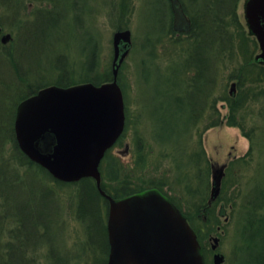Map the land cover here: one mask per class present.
<instances>
[{"label": "rangeland", "instance_id": "374dc122", "mask_svg": "<svg viewBox=\"0 0 264 264\" xmlns=\"http://www.w3.org/2000/svg\"><path fill=\"white\" fill-rule=\"evenodd\" d=\"M181 1L189 13L196 15L199 26L218 13L219 2L227 3L226 7L233 5V0ZM244 1L236 0L234 6L247 34L222 32L220 37L219 28L224 26L220 20L219 36L210 45L214 48L222 44L220 52L217 47L208 51L207 43L202 42L199 52L193 53L195 42L210 35L212 25L204 27L198 37L172 32L169 0H0V52L14 55L13 76L29 73L30 80L41 76L42 81L50 82L60 72L75 81L105 74L110 71L113 32L120 26L130 29L131 47L118 71L126 117L124 135L109 152L125 170L136 175L133 178L139 185H145L151 177L159 179L161 184L157 186L171 195L196 227L202 224L199 213L207 217L208 229L214 233H219L215 225L222 222V264H255L254 258L260 261V255L264 256L263 231L256 232L255 225L250 226V218L264 208L256 188L264 186V73L259 80H252L259 68L247 65L246 72H252L240 87L236 76H230L248 58L255 61L260 51L255 36L249 34ZM207 2L215 6L214 14L206 12ZM5 33H10V38L2 42ZM178 35L185 38L182 43L175 41ZM228 40L231 48L224 55L222 47ZM187 44L189 49L185 51L181 45ZM199 55L205 78H211L209 86L208 82L199 86L200 80H194L195 58ZM258 62L264 66V62ZM240 91L243 99L234 112L237 124L230 125L225 119L229 109L225 96L235 97ZM215 109L222 122L207 127ZM138 141L146 146V153L143 164L134 168ZM198 149L204 151L206 159L199 162L196 175L186 169L195 168L189 153ZM106 160L103 158V165ZM222 161L227 164L219 197L203 213L205 203L201 201H206L211 186L209 163ZM31 180L35 191H50L46 196L50 201L39 198L36 210L43 215L51 212L47 227L51 234L45 236L44 244H37L31 262L54 264L57 254L55 264H104L102 216L90 219V229H96L90 238L85 221L77 215L74 184L58 185L36 175ZM220 201L229 212L227 222L217 213ZM100 203L102 213L105 206ZM47 248L53 249L52 258Z\"/></svg>", "mask_w": 264, "mask_h": 264}, {"label": "water", "instance_id": "95a60500", "mask_svg": "<svg viewBox=\"0 0 264 264\" xmlns=\"http://www.w3.org/2000/svg\"><path fill=\"white\" fill-rule=\"evenodd\" d=\"M172 10L175 21L188 27L179 0L172 1ZM244 14L259 44L255 58L264 62V0H246ZM9 38L10 33L1 35L2 42ZM130 46V29L113 32L109 80L47 84L20 100L14 113L15 139L21 151L55 179H94L108 201L106 264H205L187 214L158 187L115 197L101 186L99 164L125 125L123 92L117 76ZM224 167L225 163H211L208 202L219 194ZM217 241L214 237L213 248ZM221 260L222 255L214 254L215 264Z\"/></svg>", "mask_w": 264, "mask_h": 264}, {"label": "trees", "instance_id": "16d2710c", "mask_svg": "<svg viewBox=\"0 0 264 264\" xmlns=\"http://www.w3.org/2000/svg\"><path fill=\"white\" fill-rule=\"evenodd\" d=\"M235 1L236 0H233V5L230 4L228 5V7L225 6V4L227 3L224 2V5H222V3L219 2L216 5V9L218 11V13L216 14H214L215 6L207 2V6L204 7L206 12L210 11L214 15L210 19L205 18L203 20V24L200 26L197 24V22L195 23L196 15H194L193 12L189 13L187 11V7L185 6V4H183L186 12L190 16L191 21L189 30L186 32L187 35L190 36L191 34H194L196 37H198V34L201 33V30L204 27L212 25L211 27H209L211 28L210 35L203 36L199 42H195L193 53L199 52L202 42L207 43L208 51L222 46V44L219 43L214 48L210 47L214 39L219 36L218 22L220 20L224 25L223 29L219 28L221 30L220 37L223 36L222 32H228L230 33L229 35L232 36L234 34H247L244 31L242 23L238 19L234 6ZM168 9L171 15V9L169 5ZM39 10L45 11L46 9ZM225 17L229 18L230 20H225ZM119 28L122 27L120 26ZM169 28L171 29V31H173V27L171 26L170 22ZM181 33L182 32H178V34ZM249 34L251 35L252 33L249 31ZM184 39L185 38L178 35L175 41L182 43ZM252 41L253 43H255L254 39H252ZM230 42L231 41L228 40L227 42H225L226 45H224V49L222 47V52H224V55L225 52L229 51V48H231V45L229 44ZM181 46L183 49H185V51L189 49V44H187L186 47L184 45ZM13 61V54L0 52V264H33L30 259L34 257L32 251L35 250L36 252L37 244L40 242L44 244L45 236L47 234H51L48 229H45L48 224V218L51 215V212H49L48 215H43L36 210L37 202L40 201L39 198L45 199L46 203L50 201V199L46 198L47 195H50V191L42 189V191L37 192L32 189L33 184L31 178L33 175H36L37 177H43L46 180L49 178L50 180L56 182L58 185H75V195L77 198V215L80 217V219L85 221L90 238L92 236L91 233L95 232L96 230L90 229L92 226V222L90 219L93 216H102V218L104 219L106 211L104 215L101 213V207L99 203L100 194L95 186L94 180L91 177H82L75 182H63L55 179L45 168L31 161L27 157V155H25L21 151L15 139L13 129L15 107L18 101L36 92L37 89L48 83H55L58 85L66 86L78 81H82L84 79L75 81L73 77L69 79V77H66V75L62 74L61 72L58 73V77L50 82L42 81L43 79H40L41 76L34 77L32 78L33 80H30L31 77L29 73L27 75L17 73L15 76H13V72L11 70V67L14 64ZM246 62V64L238 67V69L236 70L237 73L232 71L230 74V76H236V81L239 87L243 83V80L249 77V74L252 72H246L247 65L249 66V68L253 67L254 65L259 68L256 71L257 77L256 75H254V77L252 75V80H259V76L262 77L261 74L264 73V66L258 61H252V58H248V61ZM202 65L203 64L201 61V57L199 55L198 58H195V67H197V71L194 76V80H200L198 82L199 86L203 84V82H208L209 86L211 78L210 76L205 78V71H203L204 65L203 67ZM243 69H245L244 72ZM110 77L111 71H108L102 75L97 73L95 74V76L85 78V80L89 79L93 83H100L109 79ZM118 82L120 81L118 80ZM225 99L229 104V109L228 112H226L225 117L226 123L228 122L230 125H235L237 123L234 118V112L239 107V104L243 99L241 91L235 97L225 96ZM212 107H214L213 104L210 105V108ZM211 111L212 110H210V113ZM212 113H214V115L206 123L207 127L219 125L222 122V118H218L219 114L216 112V109L213 110ZM123 135L124 134H122V136ZM136 148L137 151L134 168H137L139 165L143 164L145 156L144 154L146 153V146H144L141 141H138L136 143ZM203 152V150L198 149L189 153L191 166L195 168L193 170L186 169V171H193V173H196V175H198V172H196V170L200 168L199 162L202 160V158L206 159L203 155ZM104 158L107 159L106 164L103 165L101 162L100 166L102 172V188L112 196H122L148 186H157L161 184L159 183V179L151 177L145 185H139L138 183H136L135 178H133L136 177V175L134 176L131 174V172L125 170V168H123L124 164L117 157L111 155L109 150L105 153ZM206 168H208V165L205 167V170ZM37 173H40L41 175ZM138 178H140V176ZM141 181L142 179L139 182ZM256 188L257 192L261 193L259 197L262 200L261 205L264 206V186L257 185ZM186 189H189L188 183ZM203 201H201L202 204ZM175 203L179 206L176 201ZM103 204H107V201L104 198ZM45 205L46 204H44L43 206ZM205 207L207 209V207L209 206L205 205ZM260 211L261 213H258L257 217L259 220L258 225L259 227H261V229H259V233L263 231L261 252L264 253V208ZM82 212L88 213L89 215L87 217H84L82 215ZM190 222H193L191 218ZM102 233L105 237V240L103 241L104 247L107 249L105 229H102ZM200 237L201 236H199V238ZM260 259V261H257L254 258L255 264H264V256L262 257V255H260Z\"/></svg>", "mask_w": 264, "mask_h": 264}, {"label": "flooded vegetation", "instance_id": "af4514ba", "mask_svg": "<svg viewBox=\"0 0 264 264\" xmlns=\"http://www.w3.org/2000/svg\"><path fill=\"white\" fill-rule=\"evenodd\" d=\"M172 1L173 0H169V7H170V9H171V15H170V23H171V26L173 27V31L172 32H174V33H176V34H178V32H182V31H187V30H189V27H190V19H189V17H188V15H187V13L184 11V8H183V3H182V1L181 0H179V2H180V4H181V7H182V9H183V11H184V14H185V16H186V18L188 19V27H184V26H181L182 25V22L181 21H175V18H174V15H173V10H172ZM245 2H246V0L244 1V4H245ZM176 25H178V26H176ZM169 30H171L170 28H169ZM91 63H89V65H90ZM231 152V151H230ZM230 152L228 153V155H230ZM227 156V155H226ZM223 163H225V162H218V164H223ZM227 163V162H226ZM217 164V162H214V165H216ZM103 195L102 194H100V201H99V203L100 202H103ZM101 204V203H100ZM104 206H105V211H106V207H107V204L105 205L104 204ZM104 211V212H105ZM201 211L203 212V213H205V208L204 207H201ZM104 212H103V214H104ZM217 213H218V215L219 216H222V218H223V222H227L228 220H229V212H228V210H227V207L225 206V202L224 201H220L219 202V205H218V211H217ZM199 216H201L202 217V220H200L201 222H202V224L199 226V227H197V229H199V231H200V236H201V240H202V249H203V252H204V254H205V259H206V262H207V264H210L211 262L213 263V256H214V254L215 253H220V254H222V262H221V264L222 263H224V253L221 251V245H220V239H221V235H222V233H223V229H225L222 225H223V223L222 222H218L216 225H215V229H217V231L219 232V233H214L212 230L211 231H209V227H208V225H207V221H208V219H207V217L203 214V215H200V213L198 214ZM104 221V220H103ZM207 222V223H206ZM49 223V222H48ZM47 227H48V224H47V226H46V228L45 229H47ZM209 228V229H208ZM50 232H51V229H48ZM107 230L105 229V232H106ZM209 231V232H208ZM204 233L205 235L204 236H202V234ZM207 234V235H206ZM206 236V237H205ZM214 236H217L218 237V243H217V246L215 247V248H213L212 247V245H213V237ZM205 237V238H204ZM207 241H209V245H208V243H207ZM106 242H107V236H106ZM47 252H48V254H50L51 253V258H52V255H53V249L52 248H47ZM57 257H58V255L56 254V257H54L53 258V260H54V264L56 263V260H57Z\"/></svg>", "mask_w": 264, "mask_h": 264}]
</instances>
